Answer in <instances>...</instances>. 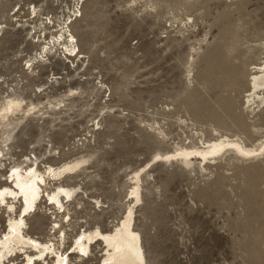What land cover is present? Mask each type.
<instances>
[{"label":"rangeland","instance_id":"1","mask_svg":"<svg viewBox=\"0 0 264 264\" xmlns=\"http://www.w3.org/2000/svg\"><path fill=\"white\" fill-rule=\"evenodd\" d=\"M262 64L264 0H0V113L21 104L0 116V189L15 166L85 160L45 187H78L67 210L42 199L26 234L69 264H102L105 244L71 254L77 240L134 207L147 264H264ZM222 138L255 152L180 155ZM9 202L0 237L25 210Z\"/></svg>","mask_w":264,"mask_h":264},{"label":"bare ground","instance_id":"2","mask_svg":"<svg viewBox=\"0 0 264 264\" xmlns=\"http://www.w3.org/2000/svg\"><path fill=\"white\" fill-rule=\"evenodd\" d=\"M64 37L65 32L63 30L61 31L60 39H64ZM68 37L72 38V40L74 39L72 35ZM65 43L68 44L70 41L66 40ZM251 89L255 92L252 100H256L257 91L264 90V64L257 67L256 75L253 76L251 81ZM20 106L21 104L19 102L10 99L4 107V111L0 113V116L6 118V114L16 112L19 110ZM225 148L235 149L242 155H251L255 152L254 149L240 144L237 140L222 138L203 143V148L198 149L195 152L184 151L180 155L187 164H190L195 158L204 161L207 157L216 155ZM2 161L3 160H0V163ZM84 163L85 160L82 159L65 163L63 166L57 168L49 166L45 172L40 171L38 168L34 169L33 165L24 169L21 166L13 167V172L8 180L14 186H4L0 189V202L6 203L7 211L13 213L15 203L11 204L9 199L19 198V202H21L23 208L25 207V210L20 212L21 216L19 218L10 217L9 225L7 226L8 230L5 232L4 237H0V263L8 260L12 264H19L11 260V257L19 254L25 255L27 259L26 263L21 264H33L35 261L42 260L46 262L48 257L54 254L52 258L54 259L53 262L55 264H69L71 260L69 255L60 252V247L56 248V245L51 244L50 241L42 242L39 239L26 234L25 229L28 226L27 213L36 206L37 200L41 195V200L45 198L46 201L51 202L49 205L57 206L59 207V210H64L65 212L67 210L65 200L67 198H73L75 195V197H77V193H80V191H77L78 187L68 188L60 185L52 192H47L45 187L48 179H58L65 173L71 175L73 172L80 169ZM8 180H6L7 184ZM137 181V187L132 194L133 199L139 202L142 200L139 192V182H141V177L138 176ZM133 208L134 207H131L129 209V213L125 219H123L122 222H120L111 232H103L101 230L95 232L85 231L83 236L77 240L75 251L71 254L79 255L80 252L91 254V244L97 240L98 242L105 244L104 250L106 252L103 255L104 261L102 264H147L142 245V237L135 229ZM63 237L65 240V234ZM32 252L35 253L30 254Z\"/></svg>","mask_w":264,"mask_h":264}]
</instances>
